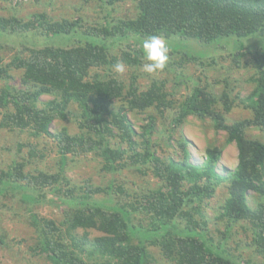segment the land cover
Masks as SVG:
<instances>
[{"label": "trees", "instance_id": "obj_1", "mask_svg": "<svg viewBox=\"0 0 264 264\" xmlns=\"http://www.w3.org/2000/svg\"><path fill=\"white\" fill-rule=\"evenodd\" d=\"M95 1L113 11L128 0ZM135 2L132 15L116 23L106 18L100 27L83 19L56 22L46 13L27 21L0 17V41L15 38L22 45V38L37 36L44 42L47 37L72 42L58 46L31 40L27 55L20 52L6 65L0 57V128L46 136L58 155L53 173L39 168L26 172L24 159L13 160L6 170L0 165V199L11 205L17 200L19 212L28 213L34 230L29 252L49 264H264V140L247 137L250 130L264 129V48L252 58L254 89L243 101L252 115L228 125L216 97L204 88L194 87L178 101L165 83L153 81L142 89L137 76L126 82L113 73L120 61L132 71L142 68L140 45L150 35L178 39L169 46V57L180 53L192 62L208 54H192L187 42L213 45L220 39L256 38L264 30V0ZM116 41L119 56H114ZM248 52L230 55L238 60ZM11 71L21 73L16 87L9 85ZM44 96L52 99L42 103ZM228 99L227 93L221 97L227 113ZM151 111L156 115L146 114ZM136 114L146 115L137 131L130 121ZM192 117L210 119L216 131L226 132L227 143L236 145L233 171L220 169L223 149L217 146L205 150L201 164L191 161L192 144L181 128ZM71 119L79 133L71 135L65 127L50 132L55 121ZM23 147L31 158L45 156L35 145ZM88 154L101 158V170L109 175L102 187L90 181L72 185L67 177L69 159ZM124 171L151 175L156 184L129 189ZM224 183L227 196L216 219L224 229L215 230V240L205 209ZM48 192L66 204L61 220L35 212L47 204ZM250 194L258 200L255 208L249 206ZM237 226L250 234L247 246L259 259L245 260L235 255L236 247H227Z\"/></svg>", "mask_w": 264, "mask_h": 264}, {"label": "rangeland", "instance_id": "obj_2", "mask_svg": "<svg viewBox=\"0 0 264 264\" xmlns=\"http://www.w3.org/2000/svg\"><path fill=\"white\" fill-rule=\"evenodd\" d=\"M135 0H128L125 4L115 7L113 11L100 5L95 0H0V17L10 18L12 16L27 21L31 15L46 13L54 21L83 19L88 26L100 27L105 19L108 18L112 23L118 22L117 18L124 19L126 15H132L135 8ZM110 14L111 17H108ZM35 44L50 43L58 46L71 45L72 42L62 41L59 37H47L44 39L35 36L22 38V45L16 43L18 39H7L2 37L0 41V57L3 64H8L15 55L24 52L27 47H32L30 41ZM213 45H203L198 42L191 41L185 43L191 48V53L200 52L208 54L203 60L192 62L183 58L182 54L174 53L169 58L167 67L163 71H159L154 75L145 73L142 68L132 71L125 65L123 74L113 73L117 78L129 81L132 75L139 78L138 84L142 89L149 87L151 82L157 81L166 84V89L174 94V98L181 101L184 96L190 95L194 87H201L214 95L217 100V109L223 114L225 124H233L238 121L247 120L252 113L246 108L243 101L250 96L254 89L255 70L252 67V58L259 56L264 48V30L256 38L244 39H220ZM169 46L180 43L178 39L167 41ZM186 42V41H184ZM241 46L243 48H241ZM120 41L115 42L114 56L120 55ZM244 51L248 52L245 57L240 56L238 60H234L230 53ZM28 52L25 51L24 55ZM198 57V56H197ZM209 58V59H206ZM103 72L102 70H100ZM12 80L10 86H18V80L21 75L20 71L9 72ZM228 94L230 103V111L224 112L221 103V97ZM52 97L44 96L41 98L42 103L50 101ZM147 115H156V112L146 113ZM146 115H132L130 121L134 130L137 131ZM65 127L71 135L79 133L76 122L71 119L66 122L60 120L55 121L49 127L51 133L57 132ZM158 127V131H160ZM181 132L185 135L191 146V161L194 164H201L204 160L205 150L209 147H221L223 153L219 162L220 169L234 170L237 164V149L234 143H227L226 132L216 131L213 122L210 119L199 121L192 117L189 122L181 128ZM162 135V134H161ZM250 139L264 140V129H253L247 132ZM115 142V141H114ZM26 144L35 145L39 152L45 156L40 158L39 155L31 158L28 154L29 150L23 147ZM19 145H22V152H19ZM18 152L21 157L18 156ZM39 153V154H41ZM24 159L28 161L27 171L39 168L46 172H55L58 164V155L54 142L46 136L34 138L27 132L10 131L0 128V165L6 170L8 165L14 160ZM102 159L94 154H88L80 158L69 159V166L66 171L67 177L72 185L82 186L85 182L90 181L95 186L102 187L107 183L109 175L101 170ZM125 181L129 189L143 182H151L153 185L156 181L151 175L140 177L135 173L123 172ZM141 178V180L139 179ZM218 188L215 198H213L205 209L208 227L213 232L215 240L219 239V235L215 231L223 230V224L217 222V216L220 213V206L223 204L227 196V190L224 187ZM47 204L41 205L35 209L41 217L48 219L61 220L62 210L66 208V204L62 198L53 193H47ZM19 205L17 200H14ZM248 203L251 208H255L258 200L253 194L248 197ZM16 205H11L0 199V264H49L46 259L40 256H33L29 252V247L33 244L34 230L28 222V213L19 212ZM13 206V207H12ZM214 230V231H213ZM96 234L92 233L91 237ZM240 227H235L227 247H236L235 255L241 256L243 259H251L253 261L259 259L254 249L249 248L247 243L250 239ZM157 253L156 250L153 251ZM158 259V257H157ZM160 260V259H158ZM163 262V261H162ZM164 263V262H163ZM168 264V263H164Z\"/></svg>", "mask_w": 264, "mask_h": 264}, {"label": "clouds", "instance_id": "obj_3", "mask_svg": "<svg viewBox=\"0 0 264 264\" xmlns=\"http://www.w3.org/2000/svg\"><path fill=\"white\" fill-rule=\"evenodd\" d=\"M140 47L143 57L142 70L145 73L154 75L167 67L170 58V47L163 37L159 35H150L141 42ZM113 67L119 74L125 72L123 63H116Z\"/></svg>", "mask_w": 264, "mask_h": 264}]
</instances>
